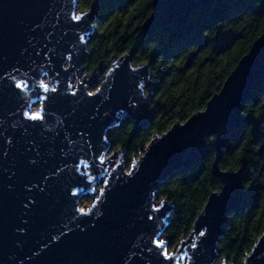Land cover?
Returning <instances> with one entry per match:
<instances>
[{"label":"water","instance_id":"1","mask_svg":"<svg viewBox=\"0 0 264 264\" xmlns=\"http://www.w3.org/2000/svg\"><path fill=\"white\" fill-rule=\"evenodd\" d=\"M223 1L243 0H151V12L139 27L133 48L159 29L171 24H184L195 11L209 9L201 7L202 5ZM97 5L96 1L92 3L90 7L93 11L84 22L69 31V35L56 44L63 34L62 29L66 30V25L61 18L56 29L51 26L57 23L55 17L61 9L71 10L70 14H78L73 0H0V69L16 63H30V57L35 56L34 49L42 48L47 42L44 37L52 32L53 35L49 37L52 41L50 47L56 46L60 51H64L66 46L72 49L73 59L66 62L64 67L69 70L70 82L75 79L73 90L78 89V96L81 97L79 103L57 101V114L63 117L74 112L66 123L77 127L87 126L90 123V115L94 113L96 106L100 105V117L94 124V130L99 135L108 137V133L122 121L132 123L133 135L145 129L153 116L150 95L145 94L140 87L149 85L148 65H132L130 50L118 58L112 56L107 70L102 75L104 64L98 65L97 72L92 71L89 77H85V74L82 76L90 55L87 42L97 20ZM37 25L40 27L37 28ZM79 37H83V42ZM43 54L42 52L41 55ZM53 76L54 73L50 72L45 80L55 84ZM263 78L264 32L253 41L248 51L227 75L219 91L210 97L201 111L193 113L184 122H174L164 133L153 135L142 153H139L128 167L125 165L124 151L122 154L119 151L117 161L110 165L114 160L111 155V160L104 166L103 172L99 168L91 170L96 180L90 185L87 182L81 184L76 189L79 196L73 199L78 200L76 206L79 208L83 197L92 193L96 195L89 206L85 207L90 215L80 217L81 220H92L96 227L88 228L84 233L76 229L56 244H50L48 234L52 231V224L66 215H71V207L64 192L71 182V177L63 176L47 196L40 198L37 208L28 216H23V204L27 202L24 186L42 180L41 173L55 170L54 165L58 160L44 155L43 159L48 161L45 167L29 166V158L35 154L28 151L29 145L21 137V130L11 127L13 119H7L14 110L13 102L9 97H0V120H4L0 125V132L14 141L7 159H0V264H123L133 244H143L150 237H160L163 234L173 211L171 203L167 202V209L162 215L156 214L158 218L155 221L140 220L138 217L148 211L145 205L155 201L152 193H156L171 173L189 168L201 160L204 150L200 145V136L209 129L220 133V139L212 149L211 173L218 178L221 191L216 190L208 195L189 231L192 234L191 243H197L199 251L194 253L190 243H182L183 240L189 239V235L182 238L176 246L193 257V264H216L219 259L217 245L227 228L228 215L244 201L246 194L241 188L244 185L245 168L240 167L239 173L232 170L226 172L219 169L218 161L227 146L230 132L238 131L244 122L239 111L243 102L252 95ZM97 88L101 91L96 97L85 95L87 91L95 92ZM32 101H38L34 94L26 102ZM130 103L135 105V108H130ZM62 139L63 133L58 138L57 145ZM108 146L112 147L110 142ZM100 147L104 145L101 143ZM5 148L4 140L0 138V154ZM41 151L46 153L48 146ZM56 151H59L58 147ZM129 171H133V176L127 175ZM229 172L240 179L226 182L223 177L228 176ZM101 180L109 184L111 192L104 189L105 195H100L101 189L95 190L96 185L103 187ZM92 204H97V208L93 209ZM97 211L102 213L98 221L95 220ZM79 215L77 213V216ZM22 219H27L28 224L23 225ZM21 227L27 229V235H18L17 229ZM205 229L207 239L201 244L203 238L199 237L198 231ZM45 243H49L50 247L39 256H34L33 253L39 251ZM249 253L241 264H264V232L257 238ZM220 261L221 264H228L226 258ZM135 264L141 262L136 260ZM183 264L189 262L184 261Z\"/></svg>","mask_w":264,"mask_h":264},{"label":"trees","instance_id":"2","mask_svg":"<svg viewBox=\"0 0 264 264\" xmlns=\"http://www.w3.org/2000/svg\"><path fill=\"white\" fill-rule=\"evenodd\" d=\"M95 1L97 20L87 42L90 55L85 69L91 73L98 65H107L112 56L118 58L130 50L132 65H148L149 86L145 92L150 95L151 123L132 135V123L122 121L108 134L112 148L125 151L127 162L139 155L153 135L201 111L264 32V6H259V0L246 9L236 5H249L252 0L223 1L214 3L219 5L215 15L210 9L193 13L227 29L217 33V39L198 38L186 22L161 28L133 48L139 27L151 12V0ZM79 2L81 7H90L93 0ZM241 108L248 114L243 116L241 128L230 132L218 167L232 171L244 167L243 184L253 183L254 190L251 194L245 191L244 201L228 215L227 228L218 242L219 260L224 257L228 264H241L264 232V78ZM241 150L244 155L239 160ZM212 161L213 152L204 151L198 163L171 173L156 191L158 197H170L168 202L173 205L163 232L173 246L188 235L208 195L219 188L218 178L211 173Z\"/></svg>","mask_w":264,"mask_h":264},{"label":"snow or ice","instance_id":"3","mask_svg":"<svg viewBox=\"0 0 264 264\" xmlns=\"http://www.w3.org/2000/svg\"><path fill=\"white\" fill-rule=\"evenodd\" d=\"M95 0H93V3ZM76 3L78 14H70V11H64L63 9L57 13L55 19L57 23L52 24V28L56 29L59 26L61 18L64 20L66 30L62 29V36L60 40L56 41L59 44L61 40L69 35V31L78 28L84 20L88 17V14L93 11L92 7H81L79 0H73ZM255 5V0L249 5H236L239 7H251ZM229 7L233 5H228ZM259 6H264V0H259ZM201 7H207L211 10L210 14L215 15V9L219 5H202ZM223 19V17H221ZM37 28L40 25L36 26ZM187 27L195 33L200 39L208 38L209 40L217 39V33L221 30L227 31L223 26H217L215 20L209 22L204 16L200 14H193L187 21ZM36 29H33L35 31ZM53 35L49 32L45 37L47 41L42 48L34 49V58L30 57L31 62L26 64H12L10 67H3L0 69V97H9L14 105V110L11 111L7 119H13L11 127L21 130V137L26 140L29 145L28 151L34 152L35 156L30 157L28 164L32 168H43L48 164L47 160H44V155H47L50 159L58 160V163L54 165L55 170H48L42 172V180L38 182L33 181L24 186V191L27 193V202L23 204V216H28L33 212L39 204V200L49 194V191L59 183L63 176L71 177V182L65 187L64 192L68 205L71 207V215L62 217L61 220L51 225L52 231L48 234L50 237V244H56L62 240L63 237L68 236L70 233L79 229L81 233L87 231L88 228H95L96 223L92 220H81L80 217H88L90 212L84 207H77L78 200H74L73 197H78L79 193L76 191L81 184L87 182L89 185L96 180V176L91 171L94 168H99L101 172L105 170L104 166L108 165L111 155H116L120 151V148H116L113 152L112 147L108 146L109 139L107 136L99 135L94 130V124L100 117V105H97L93 114L90 115V123L87 126L77 127L72 124L66 123L74 112L68 113L65 116L57 114V107L55 106L57 101H70L72 103H79L81 97L78 96V89L73 90L74 86L70 82L69 70L64 67V64L73 59L72 49L65 47L64 51H60L56 46H51L52 41L49 39ZM83 42V37H79ZM31 44V41H29ZM46 50V51H45ZM27 49H25V52ZM90 51V49H89ZM44 53L43 56L41 53ZM37 69L40 71L38 72ZM53 72V79L55 84H50L45 80V77L49 76V73ZM63 85L61 88L60 85ZM83 84V82H82ZM87 87V85H84ZM143 88V85L140 86ZM100 89L97 88L95 92L87 91V97H96L100 93ZM36 95L38 101H32L27 103L31 95ZM35 106V110H33ZM130 108H135V105L129 104ZM240 115L243 117L248 113L244 110H239ZM250 111V110H249ZM107 115V111L104 112V116ZM4 123V120H0V125ZM6 132L7 129H4ZM243 131V130H242ZM63 133V139L59 145L57 140ZM32 137L31 139H28ZM75 137V138H73ZM0 138L5 142V151L0 154V159H7L9 156V150L13 145V139L8 138L0 132ZM243 138V137H242ZM220 139V133L215 129H209L207 132L200 136V145L205 152H211ZM245 144L247 140H243ZM101 143L104 147H100ZM48 146V151L42 153V149ZM59 151H56V148ZM243 150L237 159L242 160ZM43 161V163H42ZM223 171H229L228 169H222ZM236 172H240L241 169H235ZM128 176H133V171L127 173ZM227 182L229 180H239V176H232L229 172L228 176L223 177ZM131 181H127L130 183ZM103 186L100 190V195H105L104 189L111 192L109 184L105 180L100 181ZM243 191L249 192L254 190V184L249 183L241 186ZM35 190V194H34ZM221 189L217 188V192ZM155 197L154 202H150L145 205L148 209L142 217H138L140 220L155 221L158 216L162 215L167 209V202L170 197L163 196L158 197L155 192L152 193ZM107 196H105V202ZM93 209L97 208V204H92ZM77 213L80 215L77 216ZM102 213L97 211L95 213L96 219L99 220ZM23 225L28 224L27 219H22ZM75 227H72V226ZM83 225V226H82ZM17 233L20 236L27 235V229L24 227L18 228ZM175 235V234H173ZM189 239L183 240V244H189L193 252L199 251L197 243H191V233L188 234ZM199 237L203 238L200 243L207 239V230H199ZM143 239V237H141ZM49 243H45L40 247V250L34 252V256H39L41 252L50 247ZM132 250L123 260V264H135L136 260H139L141 264H183L184 261H188L189 264H193V257L188 256L187 251H183L179 246H173L171 240L162 239L159 236H152L148 241L143 244H133ZM138 250V251H137ZM251 255V253H249Z\"/></svg>","mask_w":264,"mask_h":264},{"label":"rangeland","instance_id":"4","mask_svg":"<svg viewBox=\"0 0 264 264\" xmlns=\"http://www.w3.org/2000/svg\"><path fill=\"white\" fill-rule=\"evenodd\" d=\"M102 65H103V64H100V66H102ZM108 66H109V61H108V64H107V65L104 64V67H103V69H102L101 75L107 70ZM97 70H98V68H95V70H93V73H96ZM83 74L86 75L85 77H89L91 73H90L87 69H85V70H83L82 76H83ZM101 79H102V78H100V80H101ZM74 82H75V79L73 78V79H72V84H73V85L75 84ZM99 82H100V81H99ZM148 86H149V85H146V86L143 87V90H144V93H145V94H147V92H145V89H147ZM92 91H93V90H92ZM34 108H35V107H34ZM108 134H109V133H108ZM112 150H113V152H115V149L112 148ZM120 153H121V154L123 153L122 149H120ZM140 153H142V151H140ZM108 155L111 156V153H108ZM123 155H125V151H124ZM113 156H114V160H113V163H111L110 165L114 164V163L117 161V153H116V155H113ZM137 156H138V155H137ZM137 156L134 157L133 160H135V159L137 158ZM124 157H125V156H124ZM130 163H131V161H130V162L125 161V165H126V167H128ZM94 188H95V190L98 191V190L100 189V185H96ZM95 196H96V195H95L94 193H92V194H90V195H88V196H86V197H83V198L80 200V202H79V206H80V207H84V208H85L86 206H89V204L92 202V200H93V198H94ZM160 238H162V239H167L163 234L160 236ZM223 258H224V257H223ZM216 264H221V261L218 259L217 262H216Z\"/></svg>","mask_w":264,"mask_h":264},{"label":"built area","instance_id":"5","mask_svg":"<svg viewBox=\"0 0 264 264\" xmlns=\"http://www.w3.org/2000/svg\"><path fill=\"white\" fill-rule=\"evenodd\" d=\"M100 189H101V187H100Z\"/></svg>","mask_w":264,"mask_h":264}]
</instances>
